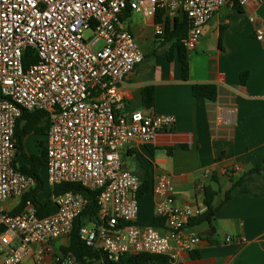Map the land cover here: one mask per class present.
Segmentation results:
<instances>
[{
  "label": "built area",
  "instance_id": "obj_1",
  "mask_svg": "<svg viewBox=\"0 0 264 264\" xmlns=\"http://www.w3.org/2000/svg\"><path fill=\"white\" fill-rule=\"evenodd\" d=\"M231 0H0V246L3 264H21L32 253L41 260L44 243L68 236L86 206L80 194H52L55 211L39 217L30 199L20 212L4 208L10 198H22L35 186L32 176L13 165L15 128L24 113L46 114L45 184H78L96 192V221L79 227L80 240L108 261L124 254L165 255L173 264V249L190 253L199 238L186 228L197 208L177 204L171 177L155 175L150 185L155 216L164 231L136 223L138 178L123 166L120 149L129 141H155L174 118L150 110L118 114L123 95L118 84L143 60L132 34L120 27V15L133 12L159 19L154 35H163V22L184 15L188 28L182 41L195 48L203 25ZM239 6L249 1L234 0ZM254 38L264 51V24L254 15ZM88 33V35H85ZM35 61L27 68L28 51ZM31 58V56H29ZM223 74V73H221ZM202 187V186H201ZM230 237H225L229 242ZM243 240V239H242ZM53 264H77L71 253L53 256Z\"/></svg>",
  "mask_w": 264,
  "mask_h": 264
},
{
  "label": "crops",
  "instance_id": "obj_2",
  "mask_svg": "<svg viewBox=\"0 0 264 264\" xmlns=\"http://www.w3.org/2000/svg\"><path fill=\"white\" fill-rule=\"evenodd\" d=\"M250 15L264 24V0L244 6L231 0L215 12L203 25L195 48L187 51L186 79L176 51L167 59L169 44H161L162 38L154 35L159 19L124 10L119 17L120 27L149 51L141 50L142 62L118 84L123 100L116 113L150 110L174 118L173 125L160 130L153 143L127 142L120 149L123 166L139 182H152L162 173L170 175L176 203L195 207L200 213L205 208L204 189L215 192L212 221L195 226L188 222L186 228L194 231L199 241L190 253L173 249V264H264V51L254 38ZM176 18L181 21L180 15ZM243 72L247 76L241 79ZM195 84H214L216 99L193 96L191 86ZM146 87L153 88L151 108L142 102ZM24 122L19 119V129ZM45 139L46 134H26L22 138L25 156L16 158L15 166L28 167V157L39 154L40 142L44 147ZM41 170L45 171L44 167L40 169L42 178ZM47 196L52 197L48 187L37 199ZM20 201L10 198L3 205L11 213ZM155 218L159 221L155 228L163 232L153 196L147 192L138 200L136 223L150 226ZM93 222L86 220L82 226ZM67 245L68 236L44 243L49 251L41 260L33 255L37 245H32V253L21 264H53V256L62 254ZM4 253L0 246V264ZM91 264H103L102 259Z\"/></svg>",
  "mask_w": 264,
  "mask_h": 264
},
{
  "label": "trees",
  "instance_id": "obj_3",
  "mask_svg": "<svg viewBox=\"0 0 264 264\" xmlns=\"http://www.w3.org/2000/svg\"><path fill=\"white\" fill-rule=\"evenodd\" d=\"M124 11H131L129 7L125 8ZM157 22V21H156ZM188 28L187 20L184 15L181 16V21L176 17L170 20H165L163 22V36L161 44H169L167 50L165 51V56L167 59H171L173 50L176 51L177 59L181 64L182 78H187L188 71V57L187 51L182 45V41L186 36V31ZM221 35H219V41ZM31 51L28 50L22 57V66L27 68L28 65L35 61L34 56L30 54ZM31 56V58H29ZM247 76L246 72L240 74L241 79ZM191 93L195 97H201L207 101H214L217 96V88L214 84H195L191 86ZM142 102L145 108H151L153 102V88L146 87L142 90ZM25 122L23 126L18 128V121L15 128V157L13 160V165H15V160L18 157L25 156L22 152V138L31 132L35 134H46L48 130V120L46 114L41 111H35L31 113H24L22 117ZM41 150L38 155H30L28 157L30 165L16 167L18 171L25 175L32 176L35 180V186L21 198L20 204L11 212L12 214L18 213L23 208L24 201L30 199L33 206L36 209L37 216L43 217L49 215L55 211V205L52 202L50 196H47L44 200L38 201L37 194L46 189V184L43 182L40 169L44 167L46 163V151L42 147L40 142ZM151 182L147 180H142L140 182L137 199L139 200L145 193L150 192ZM66 191H71L75 193H80L87 201L85 208L78 215L74 222L73 227L68 235V245L62 249L63 253H71L77 264H91L94 260L102 259L103 264H170L169 259L165 255H152V254H137L129 255L124 254L118 258L116 261H108L99 251L87 247L81 240L78 234L79 227H81L86 220L96 221L98 206L96 204V192H92L88 189L80 187L78 184L73 183H62L54 186L51 189V194L57 195ZM215 195L214 191H210L208 188L204 189V210L195 218L189 221L188 226H195L202 222L210 223L214 217L215 208L212 204L213 197ZM161 221V220H160ZM158 219H154L150 224L152 227L158 226ZM162 222V221H161Z\"/></svg>",
  "mask_w": 264,
  "mask_h": 264
},
{
  "label": "rangeland",
  "instance_id": "obj_4",
  "mask_svg": "<svg viewBox=\"0 0 264 264\" xmlns=\"http://www.w3.org/2000/svg\"><path fill=\"white\" fill-rule=\"evenodd\" d=\"M85 35H88V33H85ZM140 50H142L144 53L148 52L149 51V47H147V45H144V44H138ZM44 172L43 170H41V173H42V179L45 180V176H44Z\"/></svg>",
  "mask_w": 264,
  "mask_h": 264
}]
</instances>
